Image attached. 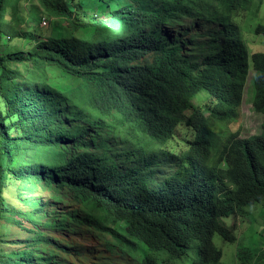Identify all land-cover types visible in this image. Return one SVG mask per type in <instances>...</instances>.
I'll use <instances>...</instances> for the list:
<instances>
[{"label":"trees","instance_id":"obj_1","mask_svg":"<svg viewBox=\"0 0 264 264\" xmlns=\"http://www.w3.org/2000/svg\"><path fill=\"white\" fill-rule=\"evenodd\" d=\"M14 1L0 0V45ZM40 1L55 17L71 15L64 0ZM263 1L129 0L116 10L108 5L110 16L81 39L42 42L25 53L0 50L6 108H0V221L11 216L20 227L17 218L35 223L4 194L11 178L35 181L83 206L85 216L71 214L70 220L129 250L140 251L143 244L179 260L194 243L196 264H221L215 235L237 240L224 219L264 204V52L250 53L235 19L243 11L258 15ZM184 16L218 22L219 28L186 49L164 32ZM35 17L40 24L42 15ZM256 31L264 33V26ZM13 65L43 83L22 80ZM52 67L64 81L76 78L78 84L55 89L45 82ZM251 69L252 104L263 115L262 131L223 137L218 128L239 119ZM203 91L212 100L205 108L194 105ZM183 122L195 137L177 154L165 145ZM27 231L35 240L0 251V264H61L54 251L44 256L34 248L49 245V237ZM238 257L249 259L244 251ZM137 261L157 264L149 254Z\"/></svg>","mask_w":264,"mask_h":264},{"label":"rangeland","instance_id":"obj_2","mask_svg":"<svg viewBox=\"0 0 264 264\" xmlns=\"http://www.w3.org/2000/svg\"><path fill=\"white\" fill-rule=\"evenodd\" d=\"M129 0H64L70 9L69 17H55L48 13L40 0H15L7 13V32L3 38L0 50L11 52H30L37 44L60 39H81L94 31L95 25L108 18L112 9L123 7ZM111 5V8H108ZM258 15L243 11L236 21L240 22L244 29L245 39L250 53L264 52V33H257L259 25L264 26V1ZM34 13L42 15L32 19ZM47 21V24H45ZM218 22H208L182 17L171 26H166L164 32L173 39L183 42L187 48L206 39L207 34L216 32ZM23 75L22 80L28 83L41 85L42 79H34L28 70L13 65ZM251 69L249 83L244 100L240 106V116L223 128H218L221 136L230 133H238L240 138L261 133L263 115L254 110L252 100L251 79L254 72ZM64 74L55 67L49 68L45 82L58 90H66L69 86L77 85L76 78L63 80ZM212 100L207 91L200 93L194 100V105L205 108ZM0 108L6 110L4 98L0 93ZM191 112L185 115L189 116ZM194 131L183 122L175 132L172 141L165 145L169 151L181 153L188 149L190 142L194 140ZM123 169V166L121 165ZM167 167H164L166 170ZM124 170V169H123ZM5 197L16 208L32 214L35 223L22 220L23 227L16 225L14 218L6 216L0 221V237L4 243L0 244V251L12 252L23 249L35 240L36 234L27 230H34L37 234L49 237L52 242L49 245L34 243V248L44 256L51 255L54 251L56 260L61 264H139L138 258L149 254L153 256L157 264H196L199 256L193 243L183 259L173 260L166 252L150 251L145 245H141L140 251H132L121 246L110 235H101L98 230L88 224H78L69 219L71 214L85 216L83 206L73 200L70 194H63L54 187L31 183H23L16 179H9L5 189ZM80 212V213H78ZM224 223L233 231L237 240L235 243L226 241L222 236L215 235L214 243L223 252L221 264H264V204L244 207L242 211L224 219ZM124 226V225H122ZM120 232L123 230L120 224L116 225ZM117 245V248L115 247ZM244 251L249 259L242 262L238 254ZM44 264V263H38Z\"/></svg>","mask_w":264,"mask_h":264},{"label":"built area","instance_id":"obj_3","mask_svg":"<svg viewBox=\"0 0 264 264\" xmlns=\"http://www.w3.org/2000/svg\"><path fill=\"white\" fill-rule=\"evenodd\" d=\"M45 24H47V21H45Z\"/></svg>","mask_w":264,"mask_h":264}]
</instances>
